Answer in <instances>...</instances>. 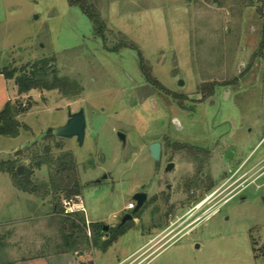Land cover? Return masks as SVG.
Returning a JSON list of instances; mask_svg holds the SVG:
<instances>
[{"label": "rangeland", "instance_id": "rangeland-1", "mask_svg": "<svg viewBox=\"0 0 264 264\" xmlns=\"http://www.w3.org/2000/svg\"><path fill=\"white\" fill-rule=\"evenodd\" d=\"M83 2L104 37L69 0H0V73L13 75L10 103L26 109L19 135H0V162L23 167L33 190H12L0 173V264H89L92 252L96 264H116L149 235L153 249L166 248L146 264H264V0ZM43 60L77 91L19 94L15 79ZM79 110L83 145L48 133ZM156 142L165 145L159 163L149 152ZM139 192L147 205L108 249L92 231L88 244L65 245L55 208L82 203L85 223L110 231Z\"/></svg>", "mask_w": 264, "mask_h": 264}, {"label": "trees", "instance_id": "trees-1", "mask_svg": "<svg viewBox=\"0 0 264 264\" xmlns=\"http://www.w3.org/2000/svg\"><path fill=\"white\" fill-rule=\"evenodd\" d=\"M70 5L72 6H80V8L89 16V18L94 23L95 33L104 37L105 34V23L100 18V16L91 12L86 8L83 0H69ZM126 47L135 48V45L132 43L123 44ZM260 48H264V17H263V25L261 32V41ZM142 57L140 58V67L143 72L145 79L153 86H159L158 82L152 80L149 71H146L142 64ZM2 74L5 79H13L12 74ZM15 83L18 89L19 94H25L30 92L31 90L36 89H45V90H62L65 95L74 94L77 91L76 84H69L68 79H61L57 76V72L51 66V62L47 60H43L39 63H36L32 66L31 71L29 73H24L20 77L15 79ZM68 87V88H67ZM26 109H19L13 106L10 102H8L4 109L0 112V135L9 136V137H17L20 132V128L23 127L16 120V116L20 114V112H25ZM48 133H52V130H49ZM0 172H4L9 174L12 177V181L14 186L25 193H33V190L28 186L27 179H25V175L28 176L30 173L26 172L22 176L18 175L16 172V168L14 163L11 161L0 162ZM74 187L78 186V183L75 181L73 183ZM80 196L78 192H69L68 197H78ZM62 210L55 208L54 213L55 216H59L62 214ZM78 221L81 223H77L74 220H70L69 217L62 218V228L64 229L63 238L65 245L69 248H75L77 245L81 244V242L88 244L89 239L85 233L83 226H85L84 216L80 215L79 212H75L72 214V217H76ZM133 222H128L125 225L119 226L116 229L105 231V227L101 223H91L89 225L90 230L93 232V243H100V248L103 250L108 249L114 242L118 240L119 237L123 236L130 230ZM83 225V226H82ZM106 236V239L102 241V239ZM77 255L82 256L84 252H77ZM11 264V263H7Z\"/></svg>", "mask_w": 264, "mask_h": 264}, {"label": "crops", "instance_id": "crops-1", "mask_svg": "<svg viewBox=\"0 0 264 264\" xmlns=\"http://www.w3.org/2000/svg\"><path fill=\"white\" fill-rule=\"evenodd\" d=\"M7 81L8 80L5 79V77L3 75H0V112L4 109L5 105L8 102H11L13 100L7 94ZM0 173L3 174L7 178L6 182L11 187V189L17 190L15 188L14 184L12 183L9 175L7 173H4V172H0ZM17 192H19V191L17 190ZM78 205H79L78 208L79 207L84 208L82 203L78 204ZM91 223H100V221L90 222V224ZM128 232H126V234ZM155 237H156L155 235L154 236H150V235L147 236L145 242L142 245H140L136 250H134L132 253L128 254L125 258H123L122 260H120L116 264H132L130 262V260L133 258L135 260L134 264H146L147 262L154 259L158 254L161 253V251H163L166 248V247H161V248L153 249L154 247H153L152 243H153ZM261 239H262V241H260L261 242L259 244L260 246H261V244H264V232L262 234ZM254 248H255V246H253V242H252V250H253V253L255 255V251H254L255 249ZM10 263L11 264H60L59 262H53L51 259H49L45 256L25 258V259H21V260L10 262Z\"/></svg>", "mask_w": 264, "mask_h": 264}, {"label": "water", "instance_id": "water-1", "mask_svg": "<svg viewBox=\"0 0 264 264\" xmlns=\"http://www.w3.org/2000/svg\"><path fill=\"white\" fill-rule=\"evenodd\" d=\"M180 84H183L181 81ZM86 133V117L84 110H79L76 113H70L67 123L64 126L58 127L52 130V135L59 138L72 139L76 138V141L79 145H83ZM119 137L123 143H125V136L120 133ZM150 157L155 161H160L161 157V145L159 143H153L149 146ZM231 153H228V157H231ZM173 164H169L166 172H169ZM23 167H18L16 172L18 175H21ZM147 195L145 193L136 194L133 196V200L137 202L135 210L131 213H127L123 220L122 224L127 221L133 220L134 213L142 207L143 203L146 201ZM107 230L108 228L105 227Z\"/></svg>", "mask_w": 264, "mask_h": 264}, {"label": "flooded vegetation", "instance_id": "flooded-vegetation-1", "mask_svg": "<svg viewBox=\"0 0 264 264\" xmlns=\"http://www.w3.org/2000/svg\"><path fill=\"white\" fill-rule=\"evenodd\" d=\"M156 143H159V142H156ZM160 145H161V157H160V161L162 160V156H163V152H164V149H165V145H163V144H161V143H159ZM170 146H173V147H178V143H172V144H170ZM228 153H230V152H228ZM228 153L226 154L227 156H228ZM232 155V154H231ZM160 161H158V162H155V163H159ZM169 164H173V167L171 168V170L169 171V172H166V169H167V167H168V165ZM175 169V163L173 162V161H169L168 163H166V165H165V167H164V171L166 172V173H170V172H172L173 170ZM204 176V173H201V177H203ZM232 186L233 185H230V186H228L226 189H224L219 195H222V194H224V192H226L227 190H229L230 189V191H229V193H227V194H231L236 188H232ZM168 188H170V186H168ZM232 188V189H231ZM140 193H143V192H139V193H136V194H140ZM135 194V195H136ZM146 194V193H145ZM147 195V194H146ZM147 199H148V197H147ZM147 199H146V201H147ZM144 202L143 203V205H142V207L141 208H139L135 213H134V215H133V220H131V221H133L134 222V220H135V215H139V213L141 212V211H143V209L145 208V206L147 205V202ZM135 203L136 204H134V208H133V211L135 210V208H136V206H137V202L135 201ZM133 211H128L127 213H131V212H133ZM126 213V214H127ZM125 214V215H126ZM124 215V216H125ZM124 216L121 218V221H120V224L118 225V227L119 226H122V225H125V224H127L128 222H131V221H127V222H125L124 224H122V220H123V218H124ZM105 227V226H104ZM109 229H105V231H108ZM160 235H157V237H159Z\"/></svg>", "mask_w": 264, "mask_h": 264}, {"label": "built area", "instance_id": "built-area-1", "mask_svg": "<svg viewBox=\"0 0 264 264\" xmlns=\"http://www.w3.org/2000/svg\"><path fill=\"white\" fill-rule=\"evenodd\" d=\"M64 205H65V206H69V205H70V202H64ZM78 206H79V205H76V204L73 205V207H70L69 209H66V210L64 211V213H62V215L65 216V217H69V218L73 219V218H72V214H73V213H75V212H85V210H84L83 207H79V208H78ZM133 208H134V203L130 204L129 207H128L129 210H131V209H133ZM80 225H81V224H80ZM82 226H83V225H82ZM83 228H84V230H85V233H86L88 239L91 241L92 234H91V230H90V228H89V225H88V224H85V226H83ZM89 264H96V261H95V258H94V254H93V252H92V257H91V259H90Z\"/></svg>", "mask_w": 264, "mask_h": 264}]
</instances>
